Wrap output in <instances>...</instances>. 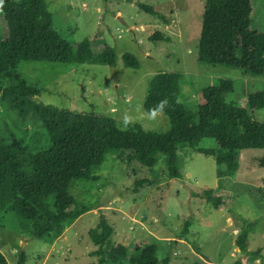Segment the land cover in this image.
<instances>
[{
	"label": "rangeland",
	"instance_id": "obj_1",
	"mask_svg": "<svg viewBox=\"0 0 264 264\" xmlns=\"http://www.w3.org/2000/svg\"><path fill=\"white\" fill-rule=\"evenodd\" d=\"M47 1L61 35L75 46L90 40L95 55L114 47L116 63L15 61L13 78L4 87L16 90L0 93V135L29 145L45 135L32 108L35 102L96 113L104 122L113 119L124 129L140 123L146 130L166 131L171 127L169 117L145 109L149 84L162 72L181 73L180 101L195 108L202 103L203 89L218 86L220 79L234 82V92L222 93L231 108L245 106L249 92L260 86L264 89V76L199 60L206 0ZM139 2L155 6L169 24L141 9ZM253 4L252 27L264 31V0H253ZM156 31L163 33L164 40L151 39ZM6 32L0 16L4 38ZM127 52L138 57L141 67L125 65ZM20 85L38 94H27ZM253 116L264 120V107ZM180 158L182 177L176 178L168 174L164 158L149 167L133 157L131 150L108 153L97 171L100 179L77 181L70 188L77 208L85 204L91 210L67 224L58 238L36 237L30 222L17 213L4 212L0 251L10 264H19L22 253L25 264H100L97 242L103 216L114 229L106 246V264H130L112 260L117 245L133 253L137 245L149 240L159 243L160 258L171 256V264H235L238 260L264 264V147L240 150L238 169L222 177L212 155L186 148L181 149ZM144 179L148 182L136 187ZM204 189L223 195L224 206L216 209L196 195ZM243 220L252 224L249 249L260 250L257 262L237 250Z\"/></svg>",
	"mask_w": 264,
	"mask_h": 264
},
{
	"label": "trees",
	"instance_id": "obj_2",
	"mask_svg": "<svg viewBox=\"0 0 264 264\" xmlns=\"http://www.w3.org/2000/svg\"><path fill=\"white\" fill-rule=\"evenodd\" d=\"M139 7L169 24L166 15L155 6L139 2ZM253 0H206L199 41V60L208 64L238 67L264 76V31L252 27ZM0 16L7 37L0 33V93L14 92L5 88L13 78L15 61H49L62 63L93 62L115 65L117 54L109 47L99 55L93 44L85 39L75 46L61 35L54 25V15L47 0H0ZM152 40H164L161 31ZM128 67L139 68L136 55H123ZM181 73L162 72L149 84L145 109L162 112L171 127L166 131L146 130L140 123L128 129L96 113H83L51 104L33 103L32 108L46 134L30 145L17 137L0 135V217L7 212L17 213L30 222L32 235L58 238L67 224L91 210L90 205L77 208L70 188L77 181L98 180L99 168L108 153L131 150L142 164L153 167L164 158L168 174L181 178L180 151L191 148L215 157L218 175L222 177L238 169V156L244 148L264 147V120L253 116L264 107V89L259 87L247 95L245 106L231 108L222 93L234 92L231 79H220L218 86L203 89L202 103L195 108L180 101ZM20 88L36 96L38 90ZM41 136V135H40ZM264 166V159L261 161ZM225 167V168H223ZM147 180L138 182L136 187ZM216 209L225 204L223 195L215 189L196 193ZM98 240L100 264L108 262L106 246L114 232L102 216ZM190 222L187 221L185 234ZM252 224L243 220L236 245L244 254L259 258L260 250L249 249ZM114 262L130 264H171V256L159 257V243L149 240L137 245L133 253L118 244ZM26 255L19 264H25ZM0 264H10L0 251ZM193 264H200L198 261ZM235 264H241L240 260Z\"/></svg>",
	"mask_w": 264,
	"mask_h": 264
},
{
	"label": "crops",
	"instance_id": "obj_3",
	"mask_svg": "<svg viewBox=\"0 0 264 264\" xmlns=\"http://www.w3.org/2000/svg\"><path fill=\"white\" fill-rule=\"evenodd\" d=\"M167 18H168V17H167ZM168 20H169V19H168ZM222 207H223V206H222ZM222 207H221V208H222ZM237 231H238V229L235 231V233H238ZM177 241H179V240H177ZM180 241H183V240H180ZM237 250L240 251L239 248H238ZM175 254H177V252H175ZM259 257H260V256H259ZM254 260H256V262H257V261L259 260V258H256V259H254ZM171 262H172V261H171Z\"/></svg>",
	"mask_w": 264,
	"mask_h": 264
}]
</instances>
